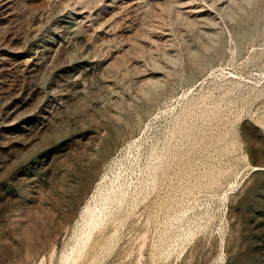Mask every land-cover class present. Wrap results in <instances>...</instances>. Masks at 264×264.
<instances>
[{
  "label": "rangeland",
  "instance_id": "rangeland-1",
  "mask_svg": "<svg viewBox=\"0 0 264 264\" xmlns=\"http://www.w3.org/2000/svg\"><path fill=\"white\" fill-rule=\"evenodd\" d=\"M0 264H264V0H0Z\"/></svg>",
  "mask_w": 264,
  "mask_h": 264
}]
</instances>
